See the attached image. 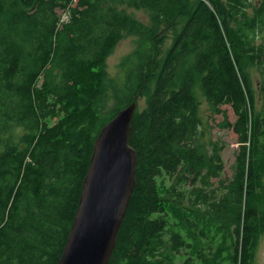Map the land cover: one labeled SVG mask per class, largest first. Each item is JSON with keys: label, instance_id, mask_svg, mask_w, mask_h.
<instances>
[{"label": "trees", "instance_id": "16d2710c", "mask_svg": "<svg viewBox=\"0 0 264 264\" xmlns=\"http://www.w3.org/2000/svg\"><path fill=\"white\" fill-rule=\"evenodd\" d=\"M124 37L134 54L110 78ZM254 66L264 68V0H0V264H58L94 141L132 102L135 182L107 264H187L192 252L252 264L264 233L263 206L247 199L264 175V163L256 176L252 166L264 127L253 119ZM202 99L222 128V105L237 116L235 170L219 187L222 147L207 140ZM207 207L223 214L218 229L234 228L230 246L206 252L185 238Z\"/></svg>", "mask_w": 264, "mask_h": 264}, {"label": "water", "instance_id": "95a60500", "mask_svg": "<svg viewBox=\"0 0 264 264\" xmlns=\"http://www.w3.org/2000/svg\"><path fill=\"white\" fill-rule=\"evenodd\" d=\"M136 102L121 109L94 141L77 210L58 264H107L134 187L129 145Z\"/></svg>", "mask_w": 264, "mask_h": 264}, {"label": "rangeland", "instance_id": "374dc122", "mask_svg": "<svg viewBox=\"0 0 264 264\" xmlns=\"http://www.w3.org/2000/svg\"><path fill=\"white\" fill-rule=\"evenodd\" d=\"M136 16L139 17L144 22L149 20L148 16L142 13H136ZM64 19L67 21V18L64 16ZM171 34L168 32V39H166L164 45L162 46V51L170 46L171 42ZM261 43L260 39H256L253 41L254 47ZM135 42L133 41V37H127L119 42L114 48L112 54L107 59V71L110 78L116 77L118 74V65L123 58L128 56L133 52L135 47ZM231 55V54H230ZM264 68H256L250 67L249 73L252 79L253 91H254V108H253V119L257 120L259 118L264 117V95L259 91L258 86L260 85L261 78L264 75ZM111 105V102L109 103ZM143 100H138V107L142 108ZM207 108V109H206ZM201 114L203 121H207L209 127V134L207 135V140L216 141L219 143V146L222 147L220 152L221 162L223 164V170L218 178L211 180L215 185L213 187H219L220 184L218 182H227L226 180H231L233 172L235 170V157L239 151V136L234 131V125L237 121V116L234 113L233 107L230 104L222 105L220 109L224 111L226 116V122L228 124L227 127L222 128L220 126L225 120L222 114L212 115L208 114V105L203 101L201 104ZM255 131V130H254ZM258 137L257 146H253V175L256 176V169L259 165L264 163V150L262 149V145L264 143V127H260L256 133ZM263 151V152H262ZM225 180V181H224ZM253 183H259V181L254 177L251 178ZM224 183V184H225ZM260 188L253 191L248 199V203L254 205L255 203L264 206V175L260 179ZM245 199V197H244ZM259 211H264V207H259ZM202 212V211H201ZM221 211H215V215H211L210 209L207 207V211L204 215L200 213L199 216L191 215V221L193 225L184 227V234L188 235L185 238L188 240L190 244L195 243L197 247L208 250L209 247L213 248V250L218 247H228L230 246V241L236 240V235L233 233V227L230 226L228 228H219L223 224L224 217L220 214ZM217 214V216H216ZM221 215V216H220ZM264 215V213L262 214ZM220 216V217H219ZM264 217V216H263ZM201 220V221H200ZM220 223V224H219ZM204 226V228H203ZM225 226V225H224ZM202 230L205 232V239L202 235ZM189 251V250H188ZM192 251V249H190ZM226 254V252H225ZM187 257H190L191 260L187 264H209L208 259H203L201 255H196L195 252L187 254ZM224 264H230L229 259H227ZM252 264H264V233L261 237L257 239V248L254 254Z\"/></svg>", "mask_w": 264, "mask_h": 264}, {"label": "bare ground", "instance_id": "6f19581e", "mask_svg": "<svg viewBox=\"0 0 264 264\" xmlns=\"http://www.w3.org/2000/svg\"><path fill=\"white\" fill-rule=\"evenodd\" d=\"M120 5H121V4H120ZM118 6H119V5H118ZM175 9H176V8H175ZM248 10H249V9H248ZM122 11H123V10H122ZM170 11H171V10H170ZM172 11H173V10H172ZM172 11H171V12H172ZM176 11H178V10L176 9ZM174 12H175V11H174ZM172 13H173V12H172ZM177 13H178V12H176V14H177ZM169 14H170V13H169ZM173 15H174V14H173ZM182 15H183V14H182ZM245 15H246V14H245ZM170 16H171V15H170ZM173 17H174V16H172V18H173ZM180 17H181V15H180ZM169 18H170V17H169ZM169 18H168V19H169ZM178 19H179V18H178ZM149 20H150V19H149ZM169 20H170V19H169ZM169 23H170V22H169ZM236 24H237V23H236ZM231 31H232V30H231ZM126 34H127V33H126ZM174 34H175V33H174ZM127 35L129 36V34H127ZM131 35H132V34H131ZM131 35H130V36H131ZM119 37H120V36H119ZM174 37H175V36H174ZM124 38H125V37H124ZM163 38H164V37H163ZM175 38H176V37H175ZM160 43H161V42H160ZM136 50H137V49H136ZM132 53H133V52H132ZM191 53H192V52H191ZM133 54H134V53H133ZM165 54H166V53H165ZM129 58H130V57H129ZM160 60H161V58H160ZM127 64H128V63H127ZM131 65H132V64H131ZM246 66H247V65H246ZM104 67H105V66H104ZM121 67H122V66H121ZM160 67H162V66H160ZM120 73H121V71H120ZM121 74H122V73H121ZM110 83H111V82H110ZM119 84H120V83H119ZM110 92H111V91H110ZM142 93H143V92H142ZM141 95H142V94H141ZM199 95H200V94H199ZM144 96H145V95H144ZM144 96H143V97H144ZM140 97H141V96H140ZM145 97H146V96H145ZM147 98H148V97H147ZM148 104H149V103H148ZM114 105H115V104H114ZM108 111H109V110H108ZM108 115H109V113H108ZM206 126H207V125H206ZM202 132H203V131H202ZM203 135H204V134H203ZM202 149H203V146H202ZM202 149H201V150H202ZM249 183H250V182H249ZM249 183H248V184H249ZM215 186H216V185H215ZM237 212H238V211H237ZM222 215H223V214H222ZM216 216H217V214H216ZM220 216H221V215H220ZM220 216H219V217H220ZM203 218H204V217H203ZM225 218H226V217H225ZM258 218H259V217H258ZM200 221H201V220H200ZM253 221H254V220H253ZM243 222H244V221H243ZM246 222H247V221H246ZM256 222H257V221H256ZM258 223H259V222H258ZM246 224H247V223H246ZM253 224H254V223H253ZM68 226H69V225H68ZM245 226H246V225H245ZM251 226H252V225H251ZM256 226H257V225H256ZM254 227H255V226H254ZM254 227H253V228H254ZM254 229H255V228H254ZM252 230H253V229H252ZM253 232H254V231H253ZM255 232H256V229H255ZM255 234H258V233H255ZM257 236H258V235H257ZM110 259H111V258H110Z\"/></svg>", "mask_w": 264, "mask_h": 264}, {"label": "built area", "instance_id": "2783aa9c", "mask_svg": "<svg viewBox=\"0 0 264 264\" xmlns=\"http://www.w3.org/2000/svg\"><path fill=\"white\" fill-rule=\"evenodd\" d=\"M66 18H67V20H68V17L66 16V15H64ZM64 16L62 17V21H66L65 19H64Z\"/></svg>", "mask_w": 264, "mask_h": 264}, {"label": "crops", "instance_id": "0c3cea01", "mask_svg": "<svg viewBox=\"0 0 264 264\" xmlns=\"http://www.w3.org/2000/svg\"><path fill=\"white\" fill-rule=\"evenodd\" d=\"M206 127V126H205ZM206 136H207V134H206Z\"/></svg>", "mask_w": 264, "mask_h": 264}, {"label": "flooded vegetation", "instance_id": "af4514ba", "mask_svg": "<svg viewBox=\"0 0 264 264\" xmlns=\"http://www.w3.org/2000/svg\"><path fill=\"white\" fill-rule=\"evenodd\" d=\"M263 206V205H262ZM264 207V206H263Z\"/></svg>", "mask_w": 264, "mask_h": 264}]
</instances>
